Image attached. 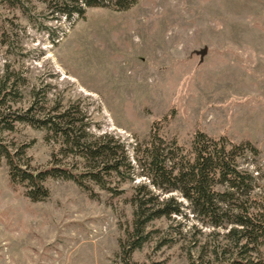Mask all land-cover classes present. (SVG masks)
<instances>
[{"label":"rangeland","instance_id":"374dc122","mask_svg":"<svg viewBox=\"0 0 264 264\" xmlns=\"http://www.w3.org/2000/svg\"><path fill=\"white\" fill-rule=\"evenodd\" d=\"M21 2L25 12L0 0V77L22 79L23 97L13 107L27 109L35 92L46 107H78L90 131L113 135L130 157L153 126L185 149L198 130L250 142L258 155L240 164L255 177V192H264V0H137L125 11L93 7L71 20L41 0ZM1 137L29 144L34 168L47 166L58 147L27 123ZM7 169L1 161L0 264L118 261L119 238L132 223V185L145 181L138 170L132 183L119 184L118 196L93 185L91 197L72 181L48 179L49 196L34 202ZM171 194L184 203L183 214L153 226L178 242L155 250L152 240L133 261L189 264L184 247L192 234L224 242L226 229L202 225ZM258 255L264 261V240Z\"/></svg>","mask_w":264,"mask_h":264},{"label":"trees","instance_id":"16d2710c","mask_svg":"<svg viewBox=\"0 0 264 264\" xmlns=\"http://www.w3.org/2000/svg\"><path fill=\"white\" fill-rule=\"evenodd\" d=\"M25 12L21 0H8ZM50 13L71 20L83 17L87 8L103 7L116 11L131 8L137 0H41ZM31 16V15H28ZM20 78L7 74L0 77V162L7 165L13 185L25 187V195L34 202L45 200L48 179L74 182L96 197L93 189L113 196L123 193L120 183L133 182L135 171L145 181L133 183L130 203L133 207L131 228L119 238V252L113 264H139L132 260L135 250L154 240V249L178 242L176 234L154 227V222L183 214L187 201L191 213L202 225L223 228V243L201 241L195 234L185 242L189 264H264L258 255L264 240V192H255V177L243 169L240 160L248 154L258 155L250 142L235 143L225 136L212 137L196 131L188 149L175 139L166 140L156 126L146 141H138L128 154L124 143L107 133L90 131L85 114L78 107H46L45 95L25 110L13 107L22 100ZM17 123H27L43 130L46 141L56 144L57 151L47 166L34 168L26 154L29 144L16 145L1 134L15 130ZM71 158L72 162H66ZM167 195V196H165ZM180 234V233H179ZM219 236V232L214 233ZM152 261L147 264H162Z\"/></svg>","mask_w":264,"mask_h":264}]
</instances>
